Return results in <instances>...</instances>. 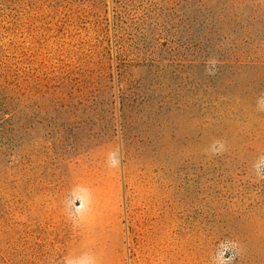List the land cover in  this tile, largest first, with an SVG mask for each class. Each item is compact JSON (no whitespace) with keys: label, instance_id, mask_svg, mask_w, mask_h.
Listing matches in <instances>:
<instances>
[{"label":"rangeland","instance_id":"374dc122","mask_svg":"<svg viewBox=\"0 0 264 264\" xmlns=\"http://www.w3.org/2000/svg\"><path fill=\"white\" fill-rule=\"evenodd\" d=\"M258 162L264 0H0V264H264Z\"/></svg>","mask_w":264,"mask_h":264},{"label":"clouds","instance_id":"9594fccd","mask_svg":"<svg viewBox=\"0 0 264 264\" xmlns=\"http://www.w3.org/2000/svg\"><path fill=\"white\" fill-rule=\"evenodd\" d=\"M205 70L208 71L207 66H206V69H205ZM115 163L118 164L119 161L117 160ZM256 172H257V175H258V176H261L262 178H264V166H261V165L259 164V162H258L257 165H256Z\"/></svg>","mask_w":264,"mask_h":264}]
</instances>
